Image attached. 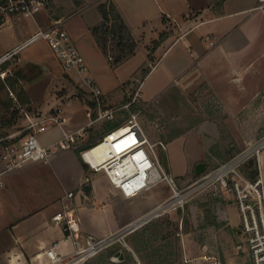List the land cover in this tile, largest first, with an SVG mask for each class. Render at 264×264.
<instances>
[{
	"label": "crops",
	"instance_id": "0c3cea01",
	"mask_svg": "<svg viewBox=\"0 0 264 264\" xmlns=\"http://www.w3.org/2000/svg\"><path fill=\"white\" fill-rule=\"evenodd\" d=\"M60 1L53 0L50 7L44 4L33 17L13 16L2 20L0 58L40 28L61 21L84 56L89 74L102 89L107 107L126 103L139 90L138 106L143 111L138 120L142 128L145 122L149 124L150 136H161L167 142L168 150L161 159L165 170L181 186L187 183L205 154L210 153L208 148L189 158L185 146L188 138L184 135L255 136L250 129L255 111L252 113L250 109L256 91L247 84V78L256 59L257 46L263 42L261 0H226L221 14L210 7L209 0H110L138 43L136 55L116 67L92 32L102 22L98 5L105 0ZM162 34H165L163 40L153 50ZM210 41L215 44L211 46ZM4 64L6 68L0 70L8 71V76H0V109L10 104L25 108L34 119L58 111L66 117L62 126H53L38 135L43 146L60 141L64 131L77 132L89 124V96L78 85L84 74L66 72L48 42L39 40L28 45ZM144 65H149L151 70L144 78L138 77ZM244 107L249 112L242 115ZM126 117L127 112L119 113L113 121L98 122L88 128L80 149L98 141L110 122L123 124ZM20 118L27 123L23 116ZM218 123L233 128L217 129ZM100 128L102 132H98ZM206 142L210 147V140ZM232 153L225 148L224 158ZM261 162L260 159L259 170L264 180ZM2 169L0 158V172ZM160 184L140 192L116 187L104 171L89 168L80 151L73 149L59 153L49 163L31 164L22 171L4 175L0 178V264H50L46 254L50 249L69 256L75 252L76 240L89 235L103 239L165 200L169 196L166 185L160 187ZM155 188L158 197L151 206L130 216L124 206ZM71 192L73 196L69 197ZM105 201L112 207L111 216L104 223L94 224V218L90 217L95 216L100 203L105 211ZM233 202L231 199L229 204ZM65 205L77 221L78 233L66 232L63 224L53 221V216L62 212ZM234 231L240 236L239 228ZM126 238L127 248L134 252ZM236 249L247 254L245 259L254 264L247 247Z\"/></svg>",
	"mask_w": 264,
	"mask_h": 264
},
{
	"label": "built area",
	"instance_id": "2783aa9c",
	"mask_svg": "<svg viewBox=\"0 0 264 264\" xmlns=\"http://www.w3.org/2000/svg\"><path fill=\"white\" fill-rule=\"evenodd\" d=\"M261 3V8H264V0H261ZM43 6L42 0H0V22L13 16L33 17L40 12ZM39 40L48 42L66 72L76 71L79 74H84L78 85L81 90H86L85 95L89 96L90 121L85 128L77 132L64 131L60 141L47 147L40 143L38 135L53 126H62L66 122L64 113L58 111L34 119L28 110L20 108V115L27 121L22 131L28 133L17 141L18 134L0 136V158L3 162L0 178L22 171L31 164L49 163L54 156L63 151L79 149L88 128L98 122L113 121L119 113L127 112L123 124L112 130L106 129L97 144L81 152L84 163L95 172L104 171L112 184L120 188L129 187L130 182L141 177L142 175L138 173L142 166L144 168L143 176L135 184L137 192L162 182L166 183L170 189V194L165 200L115 233L103 239H95L89 235L76 240L74 242L75 252L69 256H62L54 249L48 250L46 254L50 264H86L92 256L115 243H123L127 247L124 239L132 232L169 212L183 211L197 194L218 190L234 196L242 219V226L239 228L240 236H245L244 241L247 242V249L254 264H264V180L261 175L250 179L244 172L245 166L251 160H256L259 166L264 150V134L249 143L227 162L211 171L206 170L196 181L181 186L177 179L165 170L161 161V151L167 152V144L163 141L151 143L138 120L139 114L143 111V108L138 106L139 90L132 94L126 103L107 107L102 89L89 74V67L84 56L70 39L61 21L54 22L48 28L37 30L23 44L3 55L0 58V65L11 59L24 47ZM210 44L213 46L215 42L210 41ZM109 60L113 61V57L110 56ZM0 76L6 78L8 71L0 70ZM134 106H136L135 109H133ZM122 128H128L129 132L113 139L112 136ZM126 138L129 143L126 142L127 144L120 146V141ZM103 145L109 146L104 159L98 161L94 150ZM131 159L135 165L132 164ZM136 175L137 178H134ZM68 196L72 197L73 193H69ZM53 221L63 224L66 232H79L77 221L67 205L62 212L53 216ZM238 247L243 248L244 245L241 243ZM201 259L204 264H224L219 255H206Z\"/></svg>",
	"mask_w": 264,
	"mask_h": 264
},
{
	"label": "rangeland",
	"instance_id": "374dc122",
	"mask_svg": "<svg viewBox=\"0 0 264 264\" xmlns=\"http://www.w3.org/2000/svg\"><path fill=\"white\" fill-rule=\"evenodd\" d=\"M82 1L86 3L87 0ZM261 25H263V27L261 26L263 29V42L257 46L254 53L256 59L247 78V84H250L256 91L255 103L250 109L252 113L255 111V120L251 119L250 123L251 134L255 133V136H223L222 134L221 136H201L200 134L194 135L190 133L184 135L188 138L185 146L189 158L197 155L199 151L202 153L205 149L210 148V153H206L201 160V162L206 163L208 171L227 162L240 153L249 143L264 134V24ZM245 97L242 95V98ZM248 112L247 107H244L241 114ZM216 120L220 121L219 118ZM143 125L145 129L143 130L144 132L146 131L145 134L151 143L155 144L163 141L167 144L161 136L149 135V124L145 122ZM24 126L25 122L20 118L9 132L20 131L18 135L21 136ZM187 127L194 128L196 126ZM215 128L224 129L233 128V126L218 123ZM246 128L247 132L249 126L246 125ZM6 131L7 129L0 127V133H6ZM99 131L102 132V129L100 128ZM207 139L210 140V147L206 142ZM196 140H200V142L196 143ZM179 143L180 141L176 142V146ZM225 148L232 150L233 153L224 158ZM162 155H165V152L161 151V157ZM261 160L264 173V150L261 154ZM197 178L193 169L187 178V183L185 185L182 184V186L196 181ZM161 184L160 187L166 185L167 194L169 195V186L166 183ZM156 190L157 188L150 193L140 195L134 202L124 206L128 214L130 216L136 215L144 208L151 206L153 200L158 197V193H155ZM231 199H234V202L229 204ZM105 202L107 203L105 211L101 210L100 207L103 203H100L96 206L98 210H96L95 216L90 217L94 218L92 219L94 224L96 222L104 223L106 222L105 218L108 219L111 216L112 207L109 202ZM225 207H227V210H225L226 215L224 216ZM241 226V214L233 195L221 190L205 191L197 194L183 211L169 212L163 217L140 227L133 235L127 236L126 240L131 243L130 245H132L134 252L125 247L123 243H115L92 256L86 264H204L201 259L203 256L218 254L222 256L226 264L228 262L233 264L246 262L245 264H250L245 259L247 254L236 249L241 243L244 248L247 247V242L244 241L245 236L240 237L237 231H234V228H240ZM104 228H107V225ZM101 229L98 230L101 231ZM137 245L140 246H138L139 249ZM118 252H122L124 255L123 260L120 257H116Z\"/></svg>",
	"mask_w": 264,
	"mask_h": 264
},
{
	"label": "trees",
	"instance_id": "16d2710c",
	"mask_svg": "<svg viewBox=\"0 0 264 264\" xmlns=\"http://www.w3.org/2000/svg\"><path fill=\"white\" fill-rule=\"evenodd\" d=\"M42 1L44 2L46 7H50L53 2V0H42ZM209 1H210V7L213 10H215L217 14H221L226 0H209ZM98 9L102 15V22L100 25L94 27L92 29V32L96 38L99 47L104 52V54L107 57L110 56L113 57L112 65L116 67L122 64L123 62L127 61L128 59L132 58L134 55H136L138 49V43L134 39L129 27L125 23L116 5L112 1L105 0L100 2L98 5ZM164 35L165 34H162L160 41L154 43L153 50L154 48L160 45ZM151 53L149 56L150 62H152ZM0 68L1 70L5 69L6 68L5 64L3 63L0 66ZM150 70L151 67L149 65L146 66L144 65L138 77L144 78L145 76L148 75ZM87 102L90 103L89 99H87ZM10 106L11 105L9 104L6 105V107L0 109V113L5 112L0 116V127L4 129L13 128L20 118L19 108L17 106H12V107ZM121 123L122 122H116L111 124L110 122L108 124L107 129L109 130L115 129L118 126H120ZM8 132L9 131H6V133L4 132L0 133V136L6 135L8 134ZM27 133L28 132H23L21 136H19L16 139V141L27 135ZM95 144H97V141L86 148H82V149L79 148L77 150H79L81 153L83 150L91 148ZM244 172L250 179H255L257 176H259L260 170L257 161L251 160L245 166Z\"/></svg>",
	"mask_w": 264,
	"mask_h": 264
},
{
	"label": "bare ground",
	"instance_id": "6f19581e",
	"mask_svg": "<svg viewBox=\"0 0 264 264\" xmlns=\"http://www.w3.org/2000/svg\"><path fill=\"white\" fill-rule=\"evenodd\" d=\"M128 132H129V129L128 128H122L121 130H119L118 132H116L112 136V138L113 139L114 138H118L121 135H124V134H126ZM126 142L129 143V140L127 138L126 139H123V141H120V144L119 145L120 146H123V145L127 144ZM108 146L109 145H107V146L106 145H103V146L98 147L97 149L94 150V152L98 156V161H102L104 159V157L106 155V152H107V149H108ZM131 161H132V159H131ZM133 163L134 162L132 161V164ZM133 165H135V164H133ZM143 173H144V168L141 166L138 174L143 176ZM142 176L141 177L139 176V178H137V175H136L134 178H137V179L136 180H133L132 182H130L129 183V187L128 186H126V187L129 188V189H131V190H134L136 188V185L135 184H137V182H139V180H140V178H142ZM81 256H83V255H81ZM81 256H79V257H81ZM79 257H76V258H79ZM54 264H58V263H54ZM60 264H65V263H60Z\"/></svg>",
	"mask_w": 264,
	"mask_h": 264
},
{
	"label": "water",
	"instance_id": "95a60500",
	"mask_svg": "<svg viewBox=\"0 0 264 264\" xmlns=\"http://www.w3.org/2000/svg\"><path fill=\"white\" fill-rule=\"evenodd\" d=\"M207 170V166L204 162H200L196 165V168H195V175L197 177L201 176L205 171ZM116 257H120L121 260L124 259V255L122 254V252H118L116 254Z\"/></svg>",
	"mask_w": 264,
	"mask_h": 264
}]
</instances>
